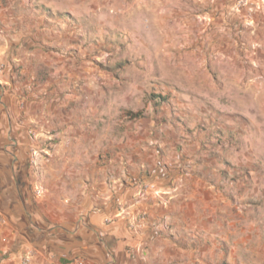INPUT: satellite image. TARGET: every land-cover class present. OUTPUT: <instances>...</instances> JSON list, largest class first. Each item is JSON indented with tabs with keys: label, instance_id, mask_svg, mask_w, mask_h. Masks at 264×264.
I'll return each mask as SVG.
<instances>
[{
	"label": "rangeland",
	"instance_id": "374dc122",
	"mask_svg": "<svg viewBox=\"0 0 264 264\" xmlns=\"http://www.w3.org/2000/svg\"><path fill=\"white\" fill-rule=\"evenodd\" d=\"M235 1L25 0L38 36L10 48L36 53L17 79L82 97L120 145L209 182L216 210L230 201L241 236L264 241V4Z\"/></svg>",
	"mask_w": 264,
	"mask_h": 264
},
{
	"label": "crops",
	"instance_id": "0c3cea01",
	"mask_svg": "<svg viewBox=\"0 0 264 264\" xmlns=\"http://www.w3.org/2000/svg\"><path fill=\"white\" fill-rule=\"evenodd\" d=\"M24 10L0 0V264H264V241L241 236L225 195L216 210L209 182L151 167L146 144L120 145L82 97L17 79L36 53L10 46L38 36ZM32 147L47 152L37 168Z\"/></svg>",
	"mask_w": 264,
	"mask_h": 264
},
{
	"label": "built area",
	"instance_id": "2783aa9c",
	"mask_svg": "<svg viewBox=\"0 0 264 264\" xmlns=\"http://www.w3.org/2000/svg\"><path fill=\"white\" fill-rule=\"evenodd\" d=\"M263 4H264V0H236L234 2L232 9L235 12H239L243 9H247L248 11H253V10L259 9ZM3 69H4V67L0 63V73L3 71ZM29 133L33 139L36 137V134L34 131H30ZM46 153L47 152L45 149H39L37 147H32L30 149V152H29L28 163L32 167L37 168L39 166V162L41 161L43 156L46 155ZM34 192H35L36 196H41V194H42L41 189L39 187H35ZM143 218H144V216H141V219H143ZM140 227L141 226L139 223H133L130 228H132V230H137ZM78 264H82V262L79 261Z\"/></svg>",
	"mask_w": 264,
	"mask_h": 264
}]
</instances>
